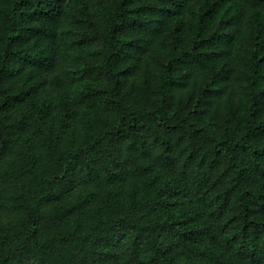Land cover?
I'll return each mask as SVG.
<instances>
[{
  "label": "trees",
  "instance_id": "1",
  "mask_svg": "<svg viewBox=\"0 0 264 264\" xmlns=\"http://www.w3.org/2000/svg\"><path fill=\"white\" fill-rule=\"evenodd\" d=\"M83 2L0 0V264H264V0H94L87 26ZM78 61L112 124L30 167L6 114L66 91ZM156 171L193 188L76 226L88 190ZM177 193L185 241L157 219Z\"/></svg>",
  "mask_w": 264,
  "mask_h": 264
},
{
  "label": "rangeland",
  "instance_id": "2",
  "mask_svg": "<svg viewBox=\"0 0 264 264\" xmlns=\"http://www.w3.org/2000/svg\"><path fill=\"white\" fill-rule=\"evenodd\" d=\"M93 2L94 0H84L79 8L86 26L92 14L90 7ZM83 68L79 66V61L78 67L72 68L76 80L66 91L54 95L46 92L41 96H33L6 114L17 124L24 126L25 130L9 140L8 146L30 167L38 166L40 156L57 137L73 147L79 145V140L83 141L91 134H99L112 124V114L108 110H99L103 105L96 106L95 103L102 102L104 96L99 94L96 86L91 87V76ZM185 187L193 188V184L185 177L177 175L162 179L157 171L145 176L143 180L130 179L123 189L121 185L110 188L95 186L81 197L86 203V210L83 220L76 226L91 231L95 226L114 218L124 205L161 195L165 189L183 190ZM174 199L176 205L160 212L157 219L174 223L173 230L185 241L191 233L189 215H184L188 208L180 193L175 194ZM235 215L237 212L231 210L224 222L219 224L218 229L224 240L232 233L233 225L230 220ZM70 232L75 234L73 230ZM180 256L176 255L178 260L181 259Z\"/></svg>",
  "mask_w": 264,
  "mask_h": 264
}]
</instances>
